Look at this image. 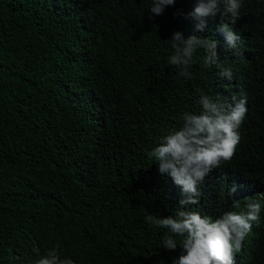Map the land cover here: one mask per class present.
<instances>
[{
    "label": "trees",
    "instance_id": "trees-1",
    "mask_svg": "<svg viewBox=\"0 0 264 264\" xmlns=\"http://www.w3.org/2000/svg\"><path fill=\"white\" fill-rule=\"evenodd\" d=\"M194 4L150 19L151 0H0V264H36L57 246L75 264H173L181 249H164L145 216H175L187 194L148 153L199 112L202 92L245 95L248 110L235 155L189 207L215 219L264 194V0L204 31L185 18ZM221 23L240 35L239 54ZM177 31L217 40L233 79L206 67L203 50L194 78L179 76L165 42ZM234 264H264V199Z\"/></svg>",
    "mask_w": 264,
    "mask_h": 264
},
{
    "label": "clouds",
    "instance_id": "clouds-1",
    "mask_svg": "<svg viewBox=\"0 0 264 264\" xmlns=\"http://www.w3.org/2000/svg\"><path fill=\"white\" fill-rule=\"evenodd\" d=\"M175 0H151L150 19L162 15ZM242 0H195L192 11L186 19L194 22V31H204L208 20L220 15L229 17L230 24L240 18ZM220 31L225 35L227 50L239 54L241 37L229 24L221 23ZM165 42L173 50L168 63L178 70L179 76L186 80L194 78L191 71L194 55L203 50V63L206 67L221 69L219 76L231 81L233 73L223 67L217 48L219 42L212 37L201 38L174 32ZM199 112H184L180 116L181 126L163 136L148 156L158 165L161 174L171 177L174 184L187 195L181 199L175 216L161 217L153 213L145 216V222L164 230L162 245L169 251L181 249V254L173 264H234L235 256L243 249V241L254 224L260 221L262 199L246 198L248 202L242 211H225L213 219L189 206L199 204L201 192L198 185L216 168L231 161L240 141L238 129L247 114V97L234 94L231 101L214 100L201 93ZM233 192L235 189L233 188ZM239 207L237 201L233 205ZM36 264H75L71 258H61L58 246L46 252Z\"/></svg>",
    "mask_w": 264,
    "mask_h": 264
}]
</instances>
